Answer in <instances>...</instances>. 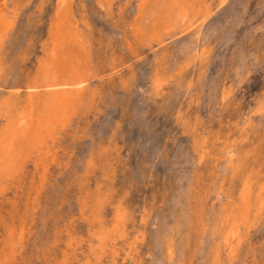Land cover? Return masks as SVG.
<instances>
[{
  "label": "rangeland",
  "instance_id": "rangeland-1",
  "mask_svg": "<svg viewBox=\"0 0 264 264\" xmlns=\"http://www.w3.org/2000/svg\"><path fill=\"white\" fill-rule=\"evenodd\" d=\"M0 264H264V0H0Z\"/></svg>",
  "mask_w": 264,
  "mask_h": 264
},
{
  "label": "bare ground",
  "instance_id": "bare-ground-1",
  "mask_svg": "<svg viewBox=\"0 0 264 264\" xmlns=\"http://www.w3.org/2000/svg\"><path fill=\"white\" fill-rule=\"evenodd\" d=\"M69 24V23H68ZM188 67V66H187ZM63 86V85H62ZM69 87V86H68ZM54 88V87H53ZM35 90V89H34ZM69 98V97H68ZM242 197V196H241ZM93 229V228H92ZM141 239V238H140ZM100 250V249H99ZM97 258V257H96Z\"/></svg>",
  "mask_w": 264,
  "mask_h": 264
}]
</instances>
